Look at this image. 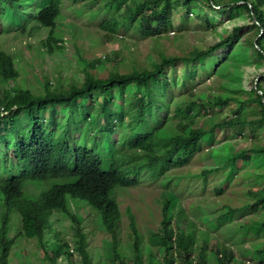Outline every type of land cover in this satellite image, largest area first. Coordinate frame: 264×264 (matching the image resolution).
<instances>
[{
	"label": "trees",
	"instance_id": "trees-1",
	"mask_svg": "<svg viewBox=\"0 0 264 264\" xmlns=\"http://www.w3.org/2000/svg\"><path fill=\"white\" fill-rule=\"evenodd\" d=\"M70 1L80 5L76 12L98 21L109 38L137 23L143 35L158 37L173 30L179 39L192 22L210 30L214 14L232 16L237 11L248 14L254 34L234 26L196 53L183 47L177 53L161 50L152 64H133L129 72L113 70L105 77L92 69L117 52L86 63L77 48L83 75H57L55 82L41 78L40 85L19 67L22 53L0 48V74L12 82H0V264H58L61 256L67 264H76L75 251L81 256L79 264H93L87 246L95 230L110 235L105 243L111 245V264H264V244L245 248L252 262L237 255L244 239L264 233V218L252 216L264 208V188L245 191L247 199L240 206L225 203L217 208L207 202L209 213L197 202L190 209L194 216L188 218H182L178 202L185 191L193 193L191 181L205 189L208 181H230L240 163L264 166L263 141L255 138L232 151L230 141L212 145L214 165L190 175L173 173L192 164L216 137L231 132L247 136L249 113L259 115L254 123H264V74L249 90L244 85L245 68L264 64V0ZM64 3L0 0V20L6 21L2 16L7 15L16 19L20 33L30 22L47 28L45 40L27 47L39 56L60 54L68 41L55 35L66 25ZM173 14L178 15V25ZM0 27L7 28L2 23ZM214 75L221 81L218 85L208 93L194 91L198 82ZM224 106L232 107L234 114L217 117L218 107ZM58 108L68 109L70 120H60ZM21 116L29 122H18ZM75 122L81 124L78 136L71 127ZM223 153L230 154L225 161L220 159ZM148 181L163 187L161 219L158 228L142 230L130 207L128 223L123 222L118 196L121 189ZM213 188L218 194L225 190ZM56 215L73 221L74 246L54 228ZM235 216L244 219L234 223ZM224 225L226 237L212 238L211 232ZM128 248H133L132 255ZM40 250L44 258L37 255ZM143 255H149L148 263Z\"/></svg>",
	"mask_w": 264,
	"mask_h": 264
},
{
	"label": "rangeland",
	"instance_id": "rangeland-1",
	"mask_svg": "<svg viewBox=\"0 0 264 264\" xmlns=\"http://www.w3.org/2000/svg\"><path fill=\"white\" fill-rule=\"evenodd\" d=\"M80 5L73 6L70 0H65L63 7V17L65 24L55 32L57 38L67 39V44L63 53H56L55 55H45L39 56L33 48L27 47V44L38 45L42 40H45L48 35V29L39 26L34 22H30L25 31L20 33L17 31L19 23L16 19H13L7 15L6 17L2 16L0 24L7 26L6 29L0 31V48L2 50L13 52V53H22L18 58L19 67L23 70L24 73H28L29 77L32 79V82L36 85H40L37 82L39 79H52L55 82L57 79L54 76L57 75H68L72 74L82 76L83 70L82 66L84 63H81L79 55L77 53V48L81 49L82 57L86 63H91L99 56H103L105 53L114 51L117 52L118 56L113 55L112 60L105 61L98 64V69L96 67L93 72L99 71V75L102 77L107 76L110 71L119 70L121 72L131 71L132 65L135 64L137 67L147 66L152 64L153 60L158 56L159 51L164 50L167 53H177L180 51V47L190 48V52L196 53L197 49L205 48L210 44L217 42L222 33L231 32L234 26H244L245 31L249 36L252 37L253 27L252 21L250 20L248 14L244 11H237L234 15L230 14H214L215 21L212 23L214 28L206 29L201 27V25L192 22L191 24L185 27L182 31V37L177 39V33H174L171 30L169 33L163 36L151 37V35H143L138 32L137 23L127 31V33L120 32L117 36L111 38L106 36V32L101 30L98 27V21L91 20L89 13L79 14L75 11ZM98 8L97 6L93 9ZM175 24H179L178 15L173 14ZM1 19V18H0ZM21 25H24L25 19L21 16ZM20 25V26H21ZM65 30H64V29ZM241 40H244V36H241ZM180 40V41H174ZM111 50V51H110ZM219 55V53H217ZM117 58H120L119 61ZM21 59V60H19ZM105 64V65H104ZM104 65V66H103ZM264 74V64L260 67L248 66L245 68L244 74V85L249 90L254 80L260 79L261 75ZM52 77V78H51ZM6 78L4 75L0 74V82L4 81L7 84H11V81ZM220 79L215 75L206 78L203 81L198 82L196 89L194 90L198 94L204 92L208 93L212 87L219 84ZM175 91L172 90V100H174L176 95ZM246 98V96H244ZM248 107V104H245ZM217 117L223 116H232L234 114L232 107L224 106L218 107ZM70 111L68 109L58 108L57 117L60 120H70L68 114ZM252 113V112H251ZM247 115V120H250L252 123H249L247 126L248 135L241 137L236 132H231V135L224 137H216L214 144H207L202 151L199 157H196V160L192 164L187 165L182 169H178L173 173L190 175L199 172L204 166L214 165V159L212 156V145H219L225 141L231 142L230 150L234 149V146L245 147L250 143H253V139H261L264 143V123H254L258 120L259 115L251 114ZM6 114V113H4ZM97 117V115H94ZM187 120L189 116H186ZM206 120L209 117H205ZM18 122H29L28 117H18L16 119ZM74 132V136H78V130L81 128V124L77 122L71 125ZM119 129V127H116ZM92 138L94 137L91 134ZM117 137V134L114 135ZM230 154L223 153L221 160L225 161ZM260 173H264V166L258 168L252 162L240 163L239 170L235 173L234 177L230 181H226L223 178L213 181H208L205 189H202L203 184L199 181H191L189 184L196 187L193 193L185 191L182 197L178 202L182 205L181 216L182 218H188V216H194L193 212L190 209L195 207L197 202L202 203V212L209 213L208 210L210 207L207 205V202L212 203L211 206L220 208L221 204H230L232 206H240L245 202L247 196L245 191H257L259 188H264V178L260 177ZM220 185L224 186L225 190L218 194L215 192L213 186ZM163 187L159 182H143L136 186L130 188H124L120 190L118 200L121 204V209L123 212V222L128 223V207L136 215L139 227L142 230L147 229H156L159 225V220L161 219V192ZM178 193V190L175 189ZM251 198V196H249ZM254 199V197H253ZM259 212H255L252 216H257L258 218H264V208H259ZM88 212V209H85ZM197 212V211H196ZM81 212H79L80 214ZM247 217V216H246ZM244 218L235 216V222H242ZM54 228L61 231L64 238L74 246L75 241V230L73 229V221L62 215H56L54 218ZM90 219H86V222L89 223ZM247 220V219H245ZM16 221V220H15ZM17 226V223L16 225ZM227 225L221 226L216 232H211L212 238H220L223 240L226 235L223 232V229ZM88 232L92 231L90 226L87 227ZM52 235L48 237L49 240H52ZM110 239V235L102 230H95L94 233L88 235V250L90 251L93 264H111L112 251L110 243H105V239ZM254 243L264 244V233H261L258 237L246 238L241 244L242 252L237 251V255L241 258L250 261V254L246 253L245 248H250ZM31 245L29 246V248ZM36 247V246H35ZM236 247V246H234ZM129 254L132 255L134 250L133 248H128ZM246 253L243 257L242 253ZM39 256L42 258L45 257L42 250L38 251ZM64 257L61 256L58 260V264H67ZM81 258L79 252H74V260L76 264H79V259ZM145 263L149 261V255L142 256ZM254 260V259H253ZM156 264V262H153Z\"/></svg>",
	"mask_w": 264,
	"mask_h": 264
}]
</instances>
